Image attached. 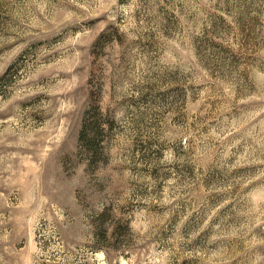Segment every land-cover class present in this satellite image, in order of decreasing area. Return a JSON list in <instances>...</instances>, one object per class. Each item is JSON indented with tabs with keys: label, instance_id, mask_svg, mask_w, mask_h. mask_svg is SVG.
Listing matches in <instances>:
<instances>
[{
	"label": "rangeland",
	"instance_id": "obj_1",
	"mask_svg": "<svg viewBox=\"0 0 264 264\" xmlns=\"http://www.w3.org/2000/svg\"><path fill=\"white\" fill-rule=\"evenodd\" d=\"M0 264H264V0H0Z\"/></svg>",
	"mask_w": 264,
	"mask_h": 264
}]
</instances>
